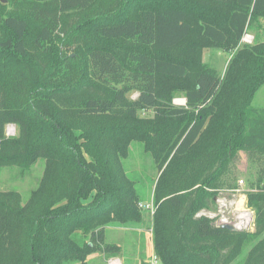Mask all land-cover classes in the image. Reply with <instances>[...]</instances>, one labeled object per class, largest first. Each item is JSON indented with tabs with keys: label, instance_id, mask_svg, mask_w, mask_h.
<instances>
[{
	"label": "trees",
	"instance_id": "trees-1",
	"mask_svg": "<svg viewBox=\"0 0 264 264\" xmlns=\"http://www.w3.org/2000/svg\"><path fill=\"white\" fill-rule=\"evenodd\" d=\"M99 1L29 0L27 16L37 24L31 41L24 16L0 11V50L37 70L30 79L18 73L11 95L0 73V168L23 173L45 161L26 202L17 191H0V264H88L95 251L119 256L107 229L148 216L159 264H264V109L251 106L264 85V42L238 48L264 19V0H124L101 14ZM72 13L86 17L82 23L104 19L82 53L67 59L57 52L70 68L51 81L48 64L36 61ZM65 27L66 35L73 31ZM197 29L201 40L188 45ZM206 44L237 51L224 76L200 62ZM178 95L184 106L173 104ZM9 125L17 129L12 138ZM132 142L156 166L153 208L141 204L122 167ZM240 152L257 172L245 193L252 231L197 216L214 205Z\"/></svg>",
	"mask_w": 264,
	"mask_h": 264
},
{
	"label": "rangeland",
	"instance_id": "rangeland-1",
	"mask_svg": "<svg viewBox=\"0 0 264 264\" xmlns=\"http://www.w3.org/2000/svg\"><path fill=\"white\" fill-rule=\"evenodd\" d=\"M164 0H135V5L150 4L157 5L163 3ZM124 3V0H100L99 4L95 7L99 8L97 12L105 13L111 11L112 8H119ZM0 11L4 15H19L24 16L28 20V38L30 41L34 38L37 30V24L30 21L27 16L28 8H30L29 0H5L4 3L0 2ZM179 6L183 8L188 14L191 20H197L198 16L193 12V5L189 1L180 2ZM90 15V14H89ZM86 17L83 15L70 14L63 18V29H60L53 38V41L48 47L49 52L43 55L41 62L39 59L36 63L39 66H43V63H47L48 67L45 70L46 76L51 81H54L60 72L70 68L68 61H57L55 56L57 52L65 55V57L72 58L73 54L77 51L81 53L88 48L96 37L93 34V27L104 19L102 16H97L90 22L82 23ZM82 23V24H80ZM66 24L72 26L73 31L67 34ZM80 24V25H79ZM82 26H86L82 28ZM247 35L243 42L241 41L238 48L241 49L244 45L253 46L258 43L264 42V19L253 27H250L246 32ZM201 40L200 32L198 29L192 34L191 39L188 41V45L192 46L197 44ZM178 53L183 52L178 49ZM236 50H224L222 48L211 46L206 47L201 52L200 62L206 64L209 67L214 68L221 76H224L229 63L236 55ZM184 53V52H183ZM171 53H167L166 56H171ZM185 54L182 58H184ZM17 70L16 75H12L11 72ZM0 73L4 74L2 86L8 95L12 93L11 84L17 81V74H25L28 79L37 76V70L34 71L30 62L18 61L13 56H10L0 50ZM136 94H132L131 98H135ZM173 104L175 106H184L185 100L181 95L174 98ZM8 107H18L17 104L7 102ZM251 106L253 108L264 109V85H262L253 97ZM146 113H141V116H145ZM17 134L15 126L9 125L6 128V137H14ZM122 167L125 174L135 182V187L140 194L141 204H149L150 208H153L151 193L153 183L157 178L156 166L149 156L144 152L141 143L132 142L124 159L121 160ZM45 161L38 159L34 165L28 170L21 173L17 167L0 168V191H17L22 203L26 202L32 190H34L43 174ZM229 173L226 175V186L217 193L215 197V203L211 209L203 210L197 214V216H207L214 219L216 225H229L234 230L240 231L242 228L241 221L248 219L250 226L245 231H252L253 211L247 207V198L245 193L252 192V185L257 178V172L254 165L247 160L245 153L240 152L234 167H231ZM242 181V184H240ZM151 217L144 218L142 224L127 225L124 227L111 226L106 231V242L118 245L121 249V255L119 256H107L102 252L95 251L87 257L88 264H155L153 255L152 233L149 231ZM95 245V244H94ZM157 264L159 262L157 261Z\"/></svg>",
	"mask_w": 264,
	"mask_h": 264
},
{
	"label": "built area",
	"instance_id": "built-area-1",
	"mask_svg": "<svg viewBox=\"0 0 264 264\" xmlns=\"http://www.w3.org/2000/svg\"><path fill=\"white\" fill-rule=\"evenodd\" d=\"M247 35H244V37L242 38V42H243V40H244V38L246 37ZM240 184H242V181H240ZM149 206H145V208H148ZM241 223H242V228H239V229H244V230H240V231H245V229H247L249 226H250V222H249V220L248 219H244V220H242L241 221ZM155 261H154V263L155 264H157V261H156V259H154Z\"/></svg>",
	"mask_w": 264,
	"mask_h": 264
},
{
	"label": "water",
	"instance_id": "water-1",
	"mask_svg": "<svg viewBox=\"0 0 264 264\" xmlns=\"http://www.w3.org/2000/svg\"><path fill=\"white\" fill-rule=\"evenodd\" d=\"M2 3L5 2V0H1ZM224 228L228 229V230H234L233 227L229 226V225H223Z\"/></svg>",
	"mask_w": 264,
	"mask_h": 264
}]
</instances>
